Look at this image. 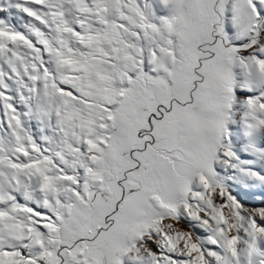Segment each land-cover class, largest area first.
Instances as JSON below:
<instances>
[{
  "label": "snow or ice",
  "instance_id": "obj_1",
  "mask_svg": "<svg viewBox=\"0 0 264 264\" xmlns=\"http://www.w3.org/2000/svg\"><path fill=\"white\" fill-rule=\"evenodd\" d=\"M0 264H264V0H0Z\"/></svg>",
  "mask_w": 264,
  "mask_h": 264
}]
</instances>
